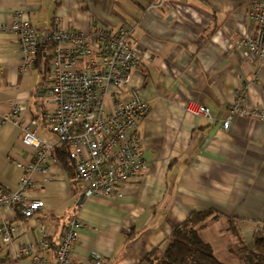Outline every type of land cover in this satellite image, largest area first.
I'll list each match as a JSON object with an SVG mask.
<instances>
[{"label": "crops", "instance_id": "obj_1", "mask_svg": "<svg viewBox=\"0 0 264 264\" xmlns=\"http://www.w3.org/2000/svg\"><path fill=\"white\" fill-rule=\"evenodd\" d=\"M147 2L158 0H0L1 187L15 189L21 165L32 160L33 150L21 142L23 128L55 137L44 118L53 105L42 98L52 51L23 68L18 35L1 29L17 16L41 31L55 22L70 30L129 28L138 63L117 98L125 102L136 92L147 104L137 127L147 168L111 195L83 196L80 203L82 184L62 161L50 163L46 174L35 172L27 195L43 206L28 218L0 207V223L16 226L0 264H28L29 256L14 252L40 240L41 227L57 243L73 217L82 221L73 259L88 262L97 253L102 264L137 263L195 211L210 212L199 235L226 264L239 262L229 250L236 241L229 221L249 247L264 233V119L243 114L221 127L243 85L244 107L264 113V58L251 53L248 61L238 46L256 26L247 16L250 0ZM190 100L206 106L210 118L186 112ZM13 102L23 105L18 123L3 119ZM37 253L53 259L51 249Z\"/></svg>", "mask_w": 264, "mask_h": 264}, {"label": "built area", "instance_id": "obj_2", "mask_svg": "<svg viewBox=\"0 0 264 264\" xmlns=\"http://www.w3.org/2000/svg\"><path fill=\"white\" fill-rule=\"evenodd\" d=\"M162 2H147V6ZM247 16L256 26L251 35H241L238 46L245 48L248 61H252L251 53L262 59L264 0H250ZM1 29L18 35L23 68L32 64L40 49H51L42 98L44 104L53 105L44 113V118L52 124L55 137L43 139L23 128L21 142L33 150V157L21 165L24 174L15 189L0 186V207L15 208L28 218L43 206V200L29 198L27 190L34 183L35 172L46 174L48 165L58 161L53 148L59 143L67 145L68 157L85 197L111 195L122 182L137 178L147 168L137 132L147 104L136 92L125 102L117 98L128 85L130 73L138 63V56L129 43L130 29L121 27L113 32L92 26L70 30L55 22L50 29L41 31L18 16ZM245 91V85L236 91L229 115L222 120V129L229 127L234 116L245 114L264 119L263 112L244 107ZM22 110V104L13 102L3 119L18 123ZM185 110L210 118L208 108L192 100L185 105ZM81 227L79 218H71L54 244L41 227L40 240L22 244L13 255L15 258L29 256L28 264H102L97 253H93L88 262L73 259L72 247L79 239ZM15 231V225L0 223V250L11 244ZM37 249H51L53 259L39 256Z\"/></svg>", "mask_w": 264, "mask_h": 264}, {"label": "trees", "instance_id": "obj_3", "mask_svg": "<svg viewBox=\"0 0 264 264\" xmlns=\"http://www.w3.org/2000/svg\"><path fill=\"white\" fill-rule=\"evenodd\" d=\"M43 53L44 49H40L36 54L42 56ZM47 65L46 61L45 66ZM53 153L70 171L73 169L74 179L78 181L73 163L68 157L67 145L56 144ZM209 216V211L190 213L185 220L172 229L164 246L152 248L135 264H226L213 253L210 245L199 235V230L205 227ZM228 229L235 235L236 241L229 250L239 259L237 264H262L264 233L255 234L252 245L249 247L239 234L236 222L229 221Z\"/></svg>", "mask_w": 264, "mask_h": 264}, {"label": "water", "instance_id": "obj_4", "mask_svg": "<svg viewBox=\"0 0 264 264\" xmlns=\"http://www.w3.org/2000/svg\"><path fill=\"white\" fill-rule=\"evenodd\" d=\"M82 199H83V194H80V195H79V198H78V203H80V202L82 201ZM262 264H264V261H263Z\"/></svg>", "mask_w": 264, "mask_h": 264}]
</instances>
